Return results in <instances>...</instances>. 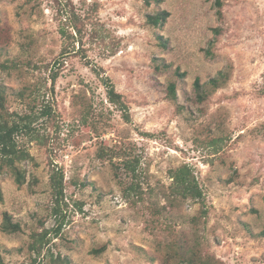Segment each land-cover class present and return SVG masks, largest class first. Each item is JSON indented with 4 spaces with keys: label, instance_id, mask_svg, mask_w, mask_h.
I'll return each mask as SVG.
<instances>
[{
    "label": "rangeland",
    "instance_id": "374dc122",
    "mask_svg": "<svg viewBox=\"0 0 264 264\" xmlns=\"http://www.w3.org/2000/svg\"><path fill=\"white\" fill-rule=\"evenodd\" d=\"M66 1L88 18L77 54L61 55L73 44L59 30L71 28L52 0H0V28L9 38L0 63L16 65L0 70L6 106L39 116L31 125L36 136L18 137L31 158L18 163L24 184L8 169L0 173V224L7 212L22 228L0 230L4 262L27 264L29 235L49 230L51 250L70 264H160L150 259L165 234L145 229L143 206H166L174 226L191 237L187 222L200 205L168 197L169 170L185 164L204 195L207 217L195 232L204 248L224 264H264V0H224L220 20L211 0ZM159 10L169 16L156 29L146 16ZM213 28L221 33L211 57L204 51ZM161 62L168 67L157 69ZM224 70L225 85L197 102L195 79L203 84ZM101 76L122 96L130 122L107 102ZM169 82L177 84L175 102L165 96ZM210 138H220L216 149ZM120 142L139 158L144 202L136 207L97 157L100 147ZM53 171L63 175L56 217Z\"/></svg>",
    "mask_w": 264,
    "mask_h": 264
},
{
    "label": "trees",
    "instance_id": "16d2710c",
    "mask_svg": "<svg viewBox=\"0 0 264 264\" xmlns=\"http://www.w3.org/2000/svg\"><path fill=\"white\" fill-rule=\"evenodd\" d=\"M58 6V12H62L71 31L60 28V35L65 41H71L73 49L68 51L67 48L63 49L61 55H67L73 52L77 54L81 52L83 45L82 38L85 34V24L88 20L87 16L79 14L69 1L65 4L62 0H52ZM158 3L160 0H154ZM224 0H211L212 7L215 10L217 19L222 18V7ZM69 2V4H68ZM148 3V2H147ZM169 14L165 10H159L154 14L146 16L147 25L153 28H161ZM213 40L209 42L208 47L205 49V54L214 57L212 47L216 38L220 35V28L211 29ZM95 30H91L90 38H96ZM106 36L99 38L100 44L106 46L104 42ZM162 47L166 46V42L161 36L157 37ZM8 32L5 28H0V53L6 46L8 41ZM77 45V49H74ZM80 58L85 60L84 54H80ZM15 63H0V70H8L15 67ZM168 66L161 62L157 65V69H165ZM93 72L99 76V71L92 68ZM177 77L182 78L183 73L179 74L178 69L174 73ZM56 74L53 72L50 75V80L54 82ZM102 85L105 89V97L109 104H111L117 111L120 112L122 119L125 122H130L128 108L122 99V96L114 89L110 79L105 76L100 77ZM229 79V71H219L214 77L210 78L207 82L201 84L199 79L194 81V92L197 102H204L214 91L221 88ZM166 98L172 102L176 101V82H169L165 88ZM48 112H42V116L47 115ZM35 115V114H34ZM31 114H24L20 116L16 113L9 112L6 106V95L4 88L0 86V173L4 169H8L14 177L15 183L20 187L24 184L25 178L23 171L18 167V163L23 160L31 159L29 154L20 148L18 137L27 136L29 138L36 136V131L32 128L34 119L39 116ZM86 116H83L85 119ZM220 138H210L208 144L214 149L217 148ZM99 160L108 161L113 176L121 187L122 195L131 207H136L138 202H144L142 192L141 170L139 169V158L128 147L120 142L119 145L111 147H100L97 152ZM123 175V178H121ZM169 177L171 183L168 186V197L172 202H185L191 200L198 203L200 208L198 212L189 218L188 225L192 233L191 237L182 230L177 229L171 222L166 206H157L154 203H149L143 207L149 213L148 218L145 220V229L152 233L153 229L161 230L165 234L164 238L159 239L156 243L155 253L157 256L152 257L150 261L159 260L160 264H224L221 260L217 259L214 255L210 254L202 244V242L195 236V232L205 223L207 217V210L204 207V195L199 187V184L193 175L191 168L188 165H181L169 170ZM63 175L58 171H53L50 175V187L52 189V200L54 206L52 207V215L57 216L62 213V208L59 201L63 200ZM1 199V192H0ZM0 230L3 233L14 235L22 231L21 224L18 221H13V218L7 212L2 214V221ZM51 232L43 230L41 232H32L29 235V243L27 251L29 253V262L27 264H70V262L61 257L60 254H55L49 244L51 241ZM57 235V232L55 233ZM44 249V252H43ZM104 247L99 250H92V253L98 254L102 252ZM43 254V255H42ZM0 264H8L4 262L0 254ZM19 264H26L21 262Z\"/></svg>",
    "mask_w": 264,
    "mask_h": 264
}]
</instances>
